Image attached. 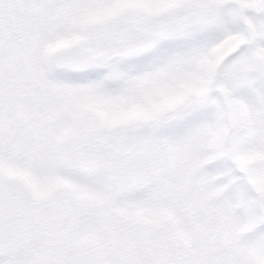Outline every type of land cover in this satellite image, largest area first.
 Here are the masks:
<instances>
[{
    "label": "snow or ice",
    "instance_id": "obj_1",
    "mask_svg": "<svg viewBox=\"0 0 264 264\" xmlns=\"http://www.w3.org/2000/svg\"><path fill=\"white\" fill-rule=\"evenodd\" d=\"M0 264H264V0H0Z\"/></svg>",
    "mask_w": 264,
    "mask_h": 264
}]
</instances>
